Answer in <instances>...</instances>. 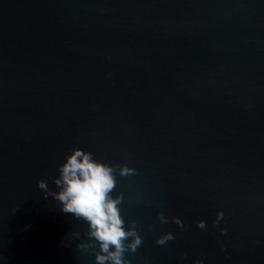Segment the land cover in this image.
<instances>
[{
    "label": "water",
    "instance_id": "water-1",
    "mask_svg": "<svg viewBox=\"0 0 264 264\" xmlns=\"http://www.w3.org/2000/svg\"><path fill=\"white\" fill-rule=\"evenodd\" d=\"M75 148L127 264H264V0H0V264H97L37 183Z\"/></svg>",
    "mask_w": 264,
    "mask_h": 264
},
{
    "label": "clouds",
    "instance_id": "clouds-1",
    "mask_svg": "<svg viewBox=\"0 0 264 264\" xmlns=\"http://www.w3.org/2000/svg\"><path fill=\"white\" fill-rule=\"evenodd\" d=\"M129 171L126 167L121 168L122 175ZM37 183L45 199L51 196L64 213L87 223L88 235L99 244L97 264H127L123 253L127 249L134 251L141 238L134 229L124 227L119 210L121 198L111 195L116 180L109 164L95 159L90 152L75 148L58 168V175L54 178L55 191L49 188L45 179ZM197 226L203 229L206 225L199 221ZM129 236L133 240L126 249L124 241ZM171 238L168 234L159 238L157 243L163 244Z\"/></svg>",
    "mask_w": 264,
    "mask_h": 264
}]
</instances>
